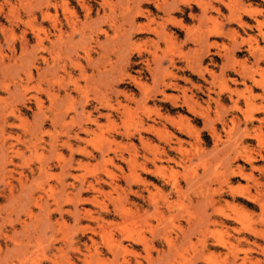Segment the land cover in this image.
<instances>
[{
	"label": "rangeland",
	"instance_id": "rangeland-1",
	"mask_svg": "<svg viewBox=\"0 0 264 264\" xmlns=\"http://www.w3.org/2000/svg\"><path fill=\"white\" fill-rule=\"evenodd\" d=\"M0 264H264V0H0Z\"/></svg>",
	"mask_w": 264,
	"mask_h": 264
},
{
	"label": "bare ground",
	"instance_id": "bare-ground-1",
	"mask_svg": "<svg viewBox=\"0 0 264 264\" xmlns=\"http://www.w3.org/2000/svg\"><path fill=\"white\" fill-rule=\"evenodd\" d=\"M202 3H203V2H202ZM173 4H174V3H173ZM85 10H86V9H85ZM238 21L241 22V21H240V18L238 19ZM163 25H164V24H163ZM159 33H160V32H159ZM157 34H158V33H157ZM172 100H173V99H172ZM188 101H189V100H188ZM172 119H173V118H172ZM175 122H176V121H175ZM180 126H181V125H180ZM180 126H179V127H180ZM114 189H115V188H114ZM157 191H158V190H157ZM113 245H114V244H113ZM171 246H172V245H171ZM170 249H171V248H170ZM111 251H112V250H111Z\"/></svg>",
	"mask_w": 264,
	"mask_h": 264
}]
</instances>
